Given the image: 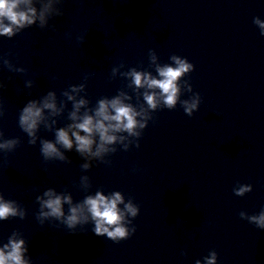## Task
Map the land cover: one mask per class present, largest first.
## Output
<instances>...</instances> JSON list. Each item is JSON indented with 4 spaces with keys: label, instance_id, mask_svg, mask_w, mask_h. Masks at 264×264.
I'll use <instances>...</instances> for the list:
<instances>
[{
    "label": "clouds",
    "instance_id": "obj_1",
    "mask_svg": "<svg viewBox=\"0 0 264 264\" xmlns=\"http://www.w3.org/2000/svg\"><path fill=\"white\" fill-rule=\"evenodd\" d=\"M36 9L32 6V0H0V36L12 38L21 30L30 27L35 23ZM43 22V13L40 15ZM255 23L262 29L261 35H264V23L259 19ZM155 57H153L154 59ZM171 59L175 62V67L165 65L157 69L158 78H153L147 73L138 72L133 69L129 75L136 88L147 86L148 89H159V95L163 99V103L167 108L175 107L178 100V80L186 73H191L194 70V65L186 58L180 59L178 56H172ZM6 66L9 65L8 60H4ZM17 72H25L24 68L16 69ZM87 79V77H85ZM29 87L32 86V81H27ZM3 85H0L2 87ZM85 87L84 84L79 86L70 85L72 92H77ZM189 90L191 85L189 84ZM67 99L73 101V111L70 113V119L73 123H69L67 127H59L55 129V140L41 139L40 152L45 161L53 158H58L60 161H68V158L60 151L57 145L63 149L71 151L73 149V138L75 140V150L81 156L90 155L100 157L101 154L108 151L115 152L116 149H109L107 146L116 143L118 137L115 135L120 132H127L129 135H140L135 132L138 121L137 116L140 115L130 104L122 102L119 96L112 99H100L98 107L94 111V115L85 112L82 117H78L77 113L87 101L84 99L76 100L74 96L67 91L63 92ZM144 100L150 109L157 107V94L144 93ZM56 94L52 91L47 93L43 98L42 106H38L35 99L29 100L22 108L19 115V127L27 134L29 144H36V134L39 126L43 123L44 127L51 130L52 125L56 121H52L49 125L43 115L44 109L52 110L53 114H58L61 109L56 107ZM199 101H183L185 113L191 117L193 110L197 108ZM3 107L0 105V116H3ZM78 121V122H77ZM146 125L139 124L140 128ZM83 133V135L81 134ZM98 136L99 142H96ZM123 139V137H120ZM20 144L18 138L3 139V132L0 131V151L12 152ZM96 144L95 151L93 145ZM139 147V144L136 146ZM70 162V161H68ZM82 168H89V164L82 165ZM236 196H244L252 191V185L244 184L239 188L233 189ZM44 197H47L45 199ZM36 200L39 204L40 211L37 214V219L52 217L56 220H61L69 229H74L76 225L86 223L88 215L95 223L94 233L97 236L106 235L108 239L119 242L128 239L135 233L136 228L132 226L129 229L125 223V214L132 218L139 214V207L131 201L125 203L120 192H115L112 198L106 197L101 192H97L95 196L88 195L80 204L72 205V197L70 195L56 194L55 190L48 188L44 191L43 196H37ZM64 204L70 205L67 214L64 211ZM119 204H124V211L118 208ZM47 209V211H44ZM240 218H245V213H239ZM26 211L19 207L14 200L5 199L3 194H0V221L8 220L9 218L19 217L24 219ZM251 223H254L258 228L264 229V209L259 215L247 217ZM127 224H132V221H127ZM17 232H13L8 238V242L0 248V264H30L29 259L25 258V253L28 248L25 246L23 239H15ZM205 264H217V253L211 251L210 255L204 258ZM195 264H201L197 260Z\"/></svg>",
    "mask_w": 264,
    "mask_h": 264
}]
</instances>
